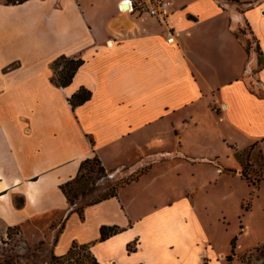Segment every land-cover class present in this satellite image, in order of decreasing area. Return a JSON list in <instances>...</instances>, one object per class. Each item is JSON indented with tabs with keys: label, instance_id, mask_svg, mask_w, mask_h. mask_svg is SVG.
<instances>
[{
	"label": "crops",
	"instance_id": "obj_1",
	"mask_svg": "<svg viewBox=\"0 0 264 264\" xmlns=\"http://www.w3.org/2000/svg\"><path fill=\"white\" fill-rule=\"evenodd\" d=\"M171 2L162 21L148 13L154 0H0L4 229L53 216L55 255L88 245L99 264H245L241 254L264 246V228L240 219L228 231L197 199L222 177L248 197L264 182V161L254 183L235 156L264 154V0ZM63 55L83 63L58 86ZM80 88L91 98L73 107ZM95 156L108 173L145 172L80 213L61 185ZM103 226L119 230L102 239Z\"/></svg>",
	"mask_w": 264,
	"mask_h": 264
},
{
	"label": "rangeland",
	"instance_id": "obj_2",
	"mask_svg": "<svg viewBox=\"0 0 264 264\" xmlns=\"http://www.w3.org/2000/svg\"><path fill=\"white\" fill-rule=\"evenodd\" d=\"M221 1L236 4L232 0ZM244 28L243 31L247 33V27L244 26ZM241 32L242 30L237 34L240 35ZM241 156L243 161L248 160V165L245 166L246 173L250 181L255 183V179L259 180L258 176L263 174L262 163L264 154L255 149L251 157V149H246L241 152ZM251 160L253 161L250 162ZM125 172L126 170L124 169L114 174L106 171L102 173L91 172L88 169L83 170V177L80 179V183H76L75 186L84 187L85 195H79L74 199L75 202L81 204L85 200L99 199L115 191V188L119 186L118 184H125V182L137 178L141 173L145 172V168H138L127 174ZM222 181L223 185L222 183L218 184V187H198L197 199L205 202L208 206L206 211L210 213L209 216L214 220L221 216L226 217L228 231H237L240 219L244 220L243 223H250L255 228H264V182L260 188L258 187L257 191H259L257 194H252V197H248L250 187L239 178L222 177ZM252 189L253 193H256V190ZM252 202H255L254 211L250 215L242 216L241 205L248 210L252 207ZM54 218L50 215L36 217L8 229H4L0 223V256L12 257L17 255L18 263L16 264H58L60 258L53 252L55 234L57 233V230L54 229ZM262 236L261 233H258L253 238L248 237L242 240L241 247H246L252 242L261 240ZM75 252L77 253L76 256H79L80 261L84 264L91 263L88 249L81 248L78 244ZM240 257L244 258L245 264H254L255 260H261V264H264V246L261 245L257 250L241 254Z\"/></svg>",
	"mask_w": 264,
	"mask_h": 264
},
{
	"label": "trees",
	"instance_id": "obj_3",
	"mask_svg": "<svg viewBox=\"0 0 264 264\" xmlns=\"http://www.w3.org/2000/svg\"><path fill=\"white\" fill-rule=\"evenodd\" d=\"M8 2H13V3H17V2H23L24 0H6ZM234 2H239V0H232ZM259 60H260V64L263 65V58L261 53L259 52ZM83 60L80 58H70V57H66V56H60L58 57L52 64L53 70H54V76H53V82H55V84H57L58 86H67L71 83L77 69L82 65ZM91 98V92L86 89V88H80L76 93H74L70 98L69 101L72 104L73 107L82 104L84 102H86L87 100H89ZM236 158L242 162L243 166V176L247 179L250 180L249 177L247 176L246 173V165H248V160L243 161L241 153L240 152H236L235 153ZM97 166V168H96ZM88 167V168H87ZM88 169L91 172L97 171V172H105L104 167L101 165V162L99 160V158L97 156L93 157V158H87L85 159L80 166L79 169V173L78 175L70 182H67L63 185H61V189L63 191V193L65 194L68 202L70 205H76L75 209L77 211H79L80 213L83 211V209L88 206L91 205L93 203H96L100 200L106 199L110 196H114L116 195V192L118 190V188H120L121 186H123L124 184H118L119 186H117V188H115V191L106 194L105 196L96 199V200H85L83 203L79 204L78 202H75V198H77L79 195L84 196L85 195V189L84 187H80V185H76L75 184H79L80 179L83 177V170ZM128 182H125V184ZM118 228L115 227H108V226H103L101 228V238L105 239L108 236L115 234L116 232H118ZM235 240L236 238L233 239L232 241V245L233 247H235ZM78 246L77 243H73L71 248L69 249V251L61 256H58V258H60V262L58 264H84L82 261H80V257L76 256L77 253L75 252L76 247ZM81 248H86L89 251V256L91 257V263L90 264H99V262L95 259V257L91 254L90 250H89V246L88 245H79ZM133 247L132 245L128 246V250H132ZM18 256H12V257H2L0 256V264H16L18 263L17 260ZM241 260L245 263L244 258L240 257ZM229 260H231V257H229Z\"/></svg>",
	"mask_w": 264,
	"mask_h": 264
},
{
	"label": "built area",
	"instance_id": "obj_4",
	"mask_svg": "<svg viewBox=\"0 0 264 264\" xmlns=\"http://www.w3.org/2000/svg\"><path fill=\"white\" fill-rule=\"evenodd\" d=\"M123 2L130 4V7L132 8V2L130 1H123ZM171 5H172L171 0H154V4L148 8V13L151 16H154L157 19L163 21L169 15ZM168 35H170L168 41L172 42L174 39L173 36H171L172 32H169Z\"/></svg>",
	"mask_w": 264,
	"mask_h": 264
},
{
	"label": "bare ground",
	"instance_id": "obj_5",
	"mask_svg": "<svg viewBox=\"0 0 264 264\" xmlns=\"http://www.w3.org/2000/svg\"><path fill=\"white\" fill-rule=\"evenodd\" d=\"M126 4V6H124V9H130L131 7H130V4H128V3H125Z\"/></svg>",
	"mask_w": 264,
	"mask_h": 264
},
{
	"label": "water",
	"instance_id": "obj_6",
	"mask_svg": "<svg viewBox=\"0 0 264 264\" xmlns=\"http://www.w3.org/2000/svg\"><path fill=\"white\" fill-rule=\"evenodd\" d=\"M124 6H126V4Z\"/></svg>",
	"mask_w": 264,
	"mask_h": 264
}]
</instances>
